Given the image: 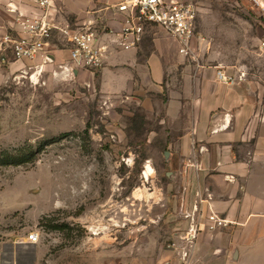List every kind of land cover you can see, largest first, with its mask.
I'll return each instance as SVG.
<instances>
[{
  "label": "rangeland",
  "instance_id": "rangeland-1",
  "mask_svg": "<svg viewBox=\"0 0 264 264\" xmlns=\"http://www.w3.org/2000/svg\"><path fill=\"white\" fill-rule=\"evenodd\" d=\"M238 1L210 4V33L218 23L227 34L211 63L254 78L264 72V18ZM10 59L0 63V239L37 232L32 264H173L185 190L167 154L177 129L167 99L152 88L109 92L101 68L67 57L37 68Z\"/></svg>",
  "mask_w": 264,
  "mask_h": 264
},
{
  "label": "crops",
  "instance_id": "crops-1",
  "mask_svg": "<svg viewBox=\"0 0 264 264\" xmlns=\"http://www.w3.org/2000/svg\"><path fill=\"white\" fill-rule=\"evenodd\" d=\"M119 1L55 0L52 15L61 23L93 22L101 33L107 28L118 30L124 16L113 5ZM196 1L202 32L196 29L195 61L180 52L177 39L151 27L136 48L110 46L100 69L101 79L109 92L146 94L152 88L167 99L164 110L177 128L170 147L173 152L168 153L173 156V174L181 175L185 190L184 198L175 204L177 209L181 206V212L173 214V240L185 235L194 218L199 221L190 264H264V72L254 78L245 72L240 80L241 66L234 70L223 62L211 63L221 57L213 47L225 45L221 42L227 34L218 23L212 27L215 34L210 33L211 27L206 25L210 4L239 1ZM10 4L26 14L36 12L33 0H0V38L16 28V13L8 10ZM261 15L264 18L263 11ZM260 25L264 26V20ZM59 43L50 47L51 61L70 60L67 48ZM261 44L264 52V41ZM219 70L234 77V82L221 81ZM210 211L228 224L210 230ZM19 238L0 239V264H32L33 243L25 236ZM171 250L173 264H182Z\"/></svg>",
  "mask_w": 264,
  "mask_h": 264
},
{
  "label": "built area",
  "instance_id": "built-area-1",
  "mask_svg": "<svg viewBox=\"0 0 264 264\" xmlns=\"http://www.w3.org/2000/svg\"><path fill=\"white\" fill-rule=\"evenodd\" d=\"M35 13L26 14L18 6L9 5L8 10L16 13L13 32H8L0 38V63L14 61H31L37 66L51 60L53 42H60L67 48L75 65L88 69H100L110 51L111 45L123 49L136 48L141 42L148 28L156 27L173 36L181 45L180 52L190 60L197 59L194 50L197 18L199 13L196 0H121L113 7L124 18L121 27L101 31L93 22L72 24L69 21L57 22L52 11L55 0H33ZM256 6L264 11V4L260 0H252ZM59 43V44H60ZM41 59L40 64L37 60ZM34 67V66H33ZM32 68V66H31ZM68 70V67L65 68ZM245 72H241L238 79H243ZM217 77L223 82H234L235 78L223 71L217 72ZM208 227L215 230L228 224L226 219L216 212L210 211L207 216ZM199 229V221L189 227L184 236L173 240L168 247L178 255L182 264H190L194 240ZM30 243L39 241L37 232L29 233Z\"/></svg>",
  "mask_w": 264,
  "mask_h": 264
},
{
  "label": "bare ground",
  "instance_id": "bare-ground-1",
  "mask_svg": "<svg viewBox=\"0 0 264 264\" xmlns=\"http://www.w3.org/2000/svg\"><path fill=\"white\" fill-rule=\"evenodd\" d=\"M152 171H153L152 166L148 164L145 169V175L148 176Z\"/></svg>",
  "mask_w": 264,
  "mask_h": 264
},
{
  "label": "water",
  "instance_id": "water-1",
  "mask_svg": "<svg viewBox=\"0 0 264 264\" xmlns=\"http://www.w3.org/2000/svg\"><path fill=\"white\" fill-rule=\"evenodd\" d=\"M167 154H169V153H167Z\"/></svg>",
  "mask_w": 264,
  "mask_h": 264
}]
</instances>
